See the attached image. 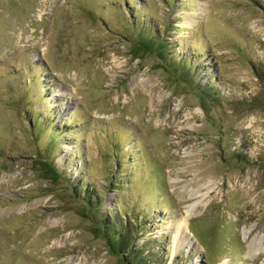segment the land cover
<instances>
[{
    "label": "rangeland",
    "instance_id": "obj_1",
    "mask_svg": "<svg viewBox=\"0 0 264 264\" xmlns=\"http://www.w3.org/2000/svg\"><path fill=\"white\" fill-rule=\"evenodd\" d=\"M257 235L264 0H0V264H264Z\"/></svg>",
    "mask_w": 264,
    "mask_h": 264
},
{
    "label": "bare ground",
    "instance_id": "obj_2",
    "mask_svg": "<svg viewBox=\"0 0 264 264\" xmlns=\"http://www.w3.org/2000/svg\"><path fill=\"white\" fill-rule=\"evenodd\" d=\"M213 188H207V191L205 194H203L201 196V201H199L197 204L191 206V210L187 211L186 215L180 219L177 220L176 224L174 225V234H175V243L178 246H182V245H189L190 241H189V230H188V219H190V217H192V215H194V213L196 212L197 206L200 204H203V198L206 197L209 192L212 190ZM193 196H195V194L193 193ZM197 196V194H196ZM250 232H245V236H247L246 234H249ZM264 251V237L263 236H256L247 246V256H252L255 255L258 252H262Z\"/></svg>",
    "mask_w": 264,
    "mask_h": 264
},
{
    "label": "trees",
    "instance_id": "obj_3",
    "mask_svg": "<svg viewBox=\"0 0 264 264\" xmlns=\"http://www.w3.org/2000/svg\"><path fill=\"white\" fill-rule=\"evenodd\" d=\"M123 241H124V240H123ZM123 241H122V243H121V246H122V247H123V246H124V244H125V242H123Z\"/></svg>",
    "mask_w": 264,
    "mask_h": 264
}]
</instances>
